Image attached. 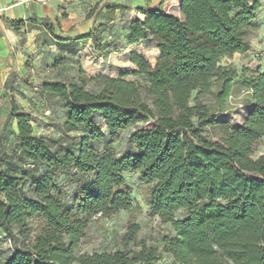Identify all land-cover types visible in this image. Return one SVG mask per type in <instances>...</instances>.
I'll list each match as a JSON object with an SVG mask.
<instances>
[{
    "label": "trees",
    "instance_id": "16d2710c",
    "mask_svg": "<svg viewBox=\"0 0 264 264\" xmlns=\"http://www.w3.org/2000/svg\"><path fill=\"white\" fill-rule=\"evenodd\" d=\"M205 2L219 24L216 30L195 32L161 11L165 0L155 8L108 5V12L140 15L127 25L126 46L154 43L156 63L132 52L133 74L143 80L89 77L96 90L87 89L82 69L77 78L43 84L38 92L46 105L60 103L65 110L62 138L34 134L30 116L12 101L5 126L16 121V150L44 171L0 170V238L13 245L0 264H159L158 247L145 241L130 247L141 230L135 222L122 235L121 250L77 252L93 217L132 207L125 176L134 172L151 186L149 212L171 226L173 236L164 237L161 246L173 264H264V155L254 157L264 138V73L247 78L220 66L222 58L249 50L262 0ZM12 25L20 28L24 21ZM89 39L85 34L74 41ZM236 83L249 92L244 122L219 140H207L204 130L221 123L199 97L213 95L217 113H226ZM149 122L150 129H136L127 148L115 154L121 132ZM70 134L78 136L69 140ZM60 174L74 185L66 211L54 183ZM182 211L185 217L177 219Z\"/></svg>",
    "mask_w": 264,
    "mask_h": 264
},
{
    "label": "rangeland",
    "instance_id": "374dc122",
    "mask_svg": "<svg viewBox=\"0 0 264 264\" xmlns=\"http://www.w3.org/2000/svg\"><path fill=\"white\" fill-rule=\"evenodd\" d=\"M160 2L161 0H97L93 2L94 7L89 5L84 11L75 9L74 29H83L82 31L86 33L81 35L89 34L90 39L87 41L90 44L85 47L84 58L81 62L75 64L74 78L78 77L80 69L85 70L86 86L89 90L97 89V86L89 82L88 79L89 77H94L99 71H106L115 76L126 75L129 80H143V78L134 76L135 66L130 60L132 52L130 50L125 51L128 48L125 42L127 25L130 20L140 17V15L135 11H107L104 14L102 10L105 6L113 3H121L132 7L149 6L155 8ZM136 3L139 6H136ZM161 11L175 15L195 32H199L202 28L216 30L219 27L205 0H165ZM89 15L95 16L98 20H104V23L97 21L98 26H92L91 29L87 28ZM111 19L116 22L110 24ZM249 40L250 48L245 54L224 57L220 61V66L247 78L257 77L264 73V0H262V8L258 13L257 20L249 31ZM132 49L145 57L152 65H155L159 52L154 43L142 42L133 46ZM98 53L105 55V60L99 59ZM74 61L77 62L79 60L74 59ZM52 63V59L47 62L40 52L35 54L26 52L25 57L18 64V67H24L26 74L23 78L18 74V76L10 77V86L12 91L15 92L14 101L23 112L30 116L34 134L58 140L63 137L60 125L64 121L65 110L60 103L48 107L38 92L41 88L40 84L47 79L46 68H50ZM17 89L24 91V97L20 95ZM216 89L215 87L214 90ZM194 96L195 94H193ZM248 99L249 92L242 84L236 83L233 87L229 111L218 114L215 109L213 95L204 94L200 96L199 102L206 105L213 115H218V120L221 123L215 127H207L203 132L204 137L207 140L216 141L225 137L233 127L241 125L245 120L247 110L244 105ZM11 102L12 100L2 101L0 104V170L9 168L14 171L15 175H19L21 171L34 172L38 170L39 174L43 173L44 169H40L34 159L25 152L16 150L18 143L15 136L16 121L9 119L7 126H5ZM239 105H243V107H239ZM151 127L152 123L149 122L121 132L120 140L113 145L115 154H120L127 148V140L136 129L144 128L147 130ZM75 136H78V134H70L68 136L69 140ZM65 138L67 139V137ZM98 147L101 148L100 145ZM61 149L62 146L56 148L57 151ZM261 155H264V138L258 141L254 152V157L256 158ZM125 178L133 191L132 207L109 218L93 217L89 222L85 238L81 241L77 252L94 255L104 252L114 253L121 250L120 239L126 232L128 224L135 222L140 226L141 230L136 241L130 247L132 249L137 248L142 241H145L146 244L159 248V264H173L171 257L164 253L161 246V241L164 237L173 236L171 226L163 224L158 218L154 217L147 206L151 186L141 183L139 174L136 172L126 174ZM54 183L63 192L61 207L66 211L72 205L71 199L74 192L71 177L67 174H60L54 179ZM184 217L185 212L183 211L176 214L177 219ZM37 225L38 222L34 221L33 228L35 229ZM5 240L4 236L0 238V258L9 255L13 250V245L6 243Z\"/></svg>",
    "mask_w": 264,
    "mask_h": 264
},
{
    "label": "crops",
    "instance_id": "0c3cea01",
    "mask_svg": "<svg viewBox=\"0 0 264 264\" xmlns=\"http://www.w3.org/2000/svg\"><path fill=\"white\" fill-rule=\"evenodd\" d=\"M89 5L94 7L93 2L86 0H0V104L14 100L10 77L19 75L23 78L26 74L24 67H18L26 52H40L47 62L50 59L53 61L50 68L46 66L47 79L41 86L74 77L75 64L81 62L85 47L90 44L87 40L74 41L78 35L86 33L83 29H74V10L84 11ZM136 6H139L138 3ZM107 8L108 5L102 10L104 14ZM14 21H24V26L16 28L12 25ZM97 21L101 20L91 16L87 28L98 26ZM101 22L104 23V20ZM115 22L112 20L110 24ZM59 38L67 41H60ZM132 47L125 51L134 52ZM99 59L103 58L99 56ZM96 75L116 77L106 71H99ZM17 91L20 95L24 94L22 89Z\"/></svg>",
    "mask_w": 264,
    "mask_h": 264
},
{
    "label": "built area",
    "instance_id": "2783aa9c",
    "mask_svg": "<svg viewBox=\"0 0 264 264\" xmlns=\"http://www.w3.org/2000/svg\"><path fill=\"white\" fill-rule=\"evenodd\" d=\"M87 1L96 2L97 0H87ZM0 12H1V10H0ZM239 107H242V105H239ZM5 242L11 245V241L9 239H6Z\"/></svg>",
    "mask_w": 264,
    "mask_h": 264
}]
</instances>
